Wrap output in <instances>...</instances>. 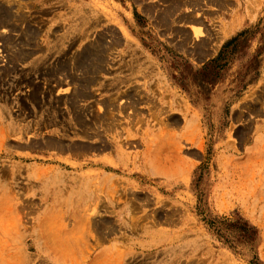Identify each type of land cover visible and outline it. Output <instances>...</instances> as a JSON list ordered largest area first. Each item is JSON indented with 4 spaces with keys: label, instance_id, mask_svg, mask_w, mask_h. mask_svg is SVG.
Listing matches in <instances>:
<instances>
[{
    "label": "rangeland",
    "instance_id": "obj_1",
    "mask_svg": "<svg viewBox=\"0 0 264 264\" xmlns=\"http://www.w3.org/2000/svg\"><path fill=\"white\" fill-rule=\"evenodd\" d=\"M0 10V264H264V0Z\"/></svg>",
    "mask_w": 264,
    "mask_h": 264
},
{
    "label": "bare ground",
    "instance_id": "obj_2",
    "mask_svg": "<svg viewBox=\"0 0 264 264\" xmlns=\"http://www.w3.org/2000/svg\"><path fill=\"white\" fill-rule=\"evenodd\" d=\"M185 1V0H184ZM175 3L176 2H178V1H174ZM180 4H182V3H180ZM11 10V9H10ZM9 16V13H8V11H5V10H0V25H5V24H7V21L9 20V18L10 17H8ZM6 26V25H5ZM83 53H85V55L83 56V58H85V56H89L90 54H92L93 53V51L92 50H88V49H85L84 50V52ZM86 53H88V55H86ZM97 53H98V51H97ZM95 55V54H94ZM97 58V57H96ZM34 94V93H33Z\"/></svg>",
    "mask_w": 264,
    "mask_h": 264
},
{
    "label": "crops",
    "instance_id": "obj_3",
    "mask_svg": "<svg viewBox=\"0 0 264 264\" xmlns=\"http://www.w3.org/2000/svg\"><path fill=\"white\" fill-rule=\"evenodd\" d=\"M186 12V11H185ZM183 15L184 16H186L185 17V22H186V26H193V24H191V23H197L199 20L196 18V16H189L190 14H189V12L188 13H183ZM178 16H180V15H177V18H179ZM181 23V21H179L178 22V24H180ZM177 23H174V25H176ZM178 27H180L179 25H178ZM195 27H196V25H195ZM189 33L192 35V31L191 30H189ZM201 41V40H200Z\"/></svg>",
    "mask_w": 264,
    "mask_h": 264
}]
</instances>
